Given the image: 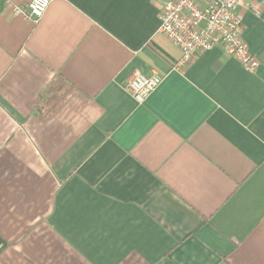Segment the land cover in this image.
I'll return each mask as SVG.
<instances>
[{
    "label": "crops",
    "instance_id": "obj_1",
    "mask_svg": "<svg viewBox=\"0 0 264 264\" xmlns=\"http://www.w3.org/2000/svg\"><path fill=\"white\" fill-rule=\"evenodd\" d=\"M28 1L0 0V264H264V0L238 9L254 71L220 46L178 67L170 0H53L37 23Z\"/></svg>",
    "mask_w": 264,
    "mask_h": 264
},
{
    "label": "built area",
    "instance_id": "obj_2",
    "mask_svg": "<svg viewBox=\"0 0 264 264\" xmlns=\"http://www.w3.org/2000/svg\"><path fill=\"white\" fill-rule=\"evenodd\" d=\"M53 0H30L12 9L24 19L37 23ZM240 0H170L160 9V32L182 51L178 67L190 64L198 54L220 46L235 56L247 70L254 71L259 61L244 39V23L239 13ZM163 76L137 73L126 90L138 103L161 84Z\"/></svg>",
    "mask_w": 264,
    "mask_h": 264
},
{
    "label": "trees",
    "instance_id": "obj_3",
    "mask_svg": "<svg viewBox=\"0 0 264 264\" xmlns=\"http://www.w3.org/2000/svg\"><path fill=\"white\" fill-rule=\"evenodd\" d=\"M52 90V87H48L47 89H46V91L48 92H50ZM67 95H68V92L66 91V92H62L61 93V95L58 97V99H56V101L55 102H53V105H52V107L49 109V111H47L46 113L47 114H51L52 112H54L57 108H59L60 107V105H61V103L64 101V99H66L67 98Z\"/></svg>",
    "mask_w": 264,
    "mask_h": 264
},
{
    "label": "rangeland",
    "instance_id": "obj_4",
    "mask_svg": "<svg viewBox=\"0 0 264 264\" xmlns=\"http://www.w3.org/2000/svg\"><path fill=\"white\" fill-rule=\"evenodd\" d=\"M56 88V85H53L52 90Z\"/></svg>",
    "mask_w": 264,
    "mask_h": 264
}]
</instances>
